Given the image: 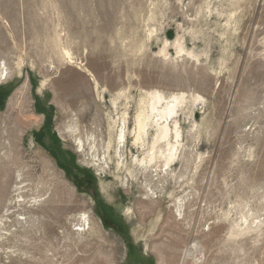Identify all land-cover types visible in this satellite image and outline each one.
I'll list each match as a JSON object with an SVG mask.
<instances>
[{
    "label": "rangeland",
    "instance_id": "obj_1",
    "mask_svg": "<svg viewBox=\"0 0 264 264\" xmlns=\"http://www.w3.org/2000/svg\"><path fill=\"white\" fill-rule=\"evenodd\" d=\"M3 130L0 264H264V0H0Z\"/></svg>",
    "mask_w": 264,
    "mask_h": 264
},
{
    "label": "bare ground",
    "instance_id": "obj_2",
    "mask_svg": "<svg viewBox=\"0 0 264 264\" xmlns=\"http://www.w3.org/2000/svg\"><path fill=\"white\" fill-rule=\"evenodd\" d=\"M1 74L4 75V76L7 74L6 68L3 67ZM159 99H164L163 95L160 94V93L157 96H153V97L151 96V101H150V103H151L150 104L151 110H157L155 108L157 107L156 104L159 102ZM144 103H146V102H144ZM142 107H144V106L142 105ZM172 111H173V106L172 105H169V104H166L161 109V111L158 114L159 119H165V120H167V116L170 115L172 113ZM122 116H123L122 117V120H121L122 121L121 122L122 125L120 124L121 127H120V129H118L119 130L118 131V139H119V143L120 144H123V142L125 141V134H126V113L124 112L122 114ZM147 119H148V113L143 108L142 109L140 108V110H139V112H138V114L136 116V120H135V122H136L135 123L136 124V129H135V139H136V141L142 142L143 136L147 133V129H146V127H147ZM0 135H2L0 137V158L2 159V157H3L2 156L3 155L2 154V149L9 148L10 145L13 146V137H14V134L10 130H8L7 131V137H5L4 136L5 135V130H3ZM178 137H179V131L177 129H174V138H175V140H174L173 143L170 142L169 130H168L167 126H166V123L163 124V126L161 125V130L157 133L156 139H157V143H160V141H161L163 145L159 146L158 151H157V150H154L156 148V145L154 143V145L152 146V148H151V150L149 152V162L150 161H153L156 158H158V159H160V160L163 161V166L168 167L169 166V163L173 160V158H174V156H175V154L177 152L178 146L176 147V145L178 143ZM3 138H4V140H2ZM80 146H81V143H80ZM141 163H143V165H144L145 168H149V165H147L148 163H146V161L141 160ZM1 170H2V167H0V181H2ZM8 177L10 178V171H9V176ZM19 177L20 176L18 175L17 178H19ZM0 184H1V182H0ZM17 189H18L17 192L20 191V188H17ZM21 194H22V192H21ZM19 196H20V198L23 197L22 195H19ZM15 200H16V202H19L20 205L25 204V200H23V198L20 199L19 201H17V199H15ZM29 201H30V203H32L31 200H29ZM179 206H180V204H179ZM9 212H10V210H9ZM6 215H8V211L6 210V207H5V214H3L2 217L0 218V228L5 225V219H4V217ZM26 218H28V217H26ZM78 223H79V226L78 227H80L78 230L84 231L85 228L86 229H89L90 228L89 219L86 217L85 214L80 215Z\"/></svg>",
    "mask_w": 264,
    "mask_h": 264
}]
</instances>
